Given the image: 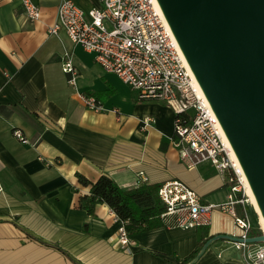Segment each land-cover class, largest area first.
Segmentation results:
<instances>
[{
  "label": "crops",
  "instance_id": "0c3cea01",
  "mask_svg": "<svg viewBox=\"0 0 264 264\" xmlns=\"http://www.w3.org/2000/svg\"><path fill=\"white\" fill-rule=\"evenodd\" d=\"M33 1L36 21L18 0H0V264H188L212 239L193 264H246L227 243L226 236L239 235L233 219L218 209L206 226L156 227L130 236L125 247L121 220L106 204L93 216L80 207L89 186L77 174L91 182L106 174L124 190L179 180L206 204L224 201L227 187L208 162H180L171 141L174 114L164 102L139 100L63 29L48 33L59 0ZM70 1L84 11L99 6ZM68 58L75 87L62 71ZM85 65L95 69L87 77ZM80 96L95 98L102 110L88 109Z\"/></svg>",
  "mask_w": 264,
  "mask_h": 264
},
{
  "label": "built area",
  "instance_id": "2783aa9c",
  "mask_svg": "<svg viewBox=\"0 0 264 264\" xmlns=\"http://www.w3.org/2000/svg\"><path fill=\"white\" fill-rule=\"evenodd\" d=\"M26 18H40V7L33 0H18ZM99 6L82 10L70 0H59L57 18L49 34L63 29L73 45L93 55L95 63L106 73L116 75L136 92L139 100L164 102L174 114L172 145L187 168L208 162L227 187L226 199L206 204L185 183L165 181L158 185L157 196L163 206L159 217L171 218L183 229L206 226L213 209L228 214L235 230L227 243L237 250L246 264H264V242L248 243L253 224V209L246 192L242 169L214 115L191 73L156 0H98ZM62 71L69 74L75 87L77 72L68 58ZM93 111L102 110L93 97L80 96ZM150 118L143 120L142 129ZM13 136L26 139L18 130ZM2 186L0 184V192ZM118 242L132 244L124 223L118 228Z\"/></svg>",
  "mask_w": 264,
  "mask_h": 264
},
{
  "label": "water",
  "instance_id": "95a60500",
  "mask_svg": "<svg viewBox=\"0 0 264 264\" xmlns=\"http://www.w3.org/2000/svg\"><path fill=\"white\" fill-rule=\"evenodd\" d=\"M156 2L264 220V0ZM246 242H264L263 232Z\"/></svg>",
  "mask_w": 264,
  "mask_h": 264
},
{
  "label": "trees",
  "instance_id": "16d2710c",
  "mask_svg": "<svg viewBox=\"0 0 264 264\" xmlns=\"http://www.w3.org/2000/svg\"><path fill=\"white\" fill-rule=\"evenodd\" d=\"M76 177L81 185L89 186L88 194L80 200V207L93 216L97 204H106L124 223L125 231L129 237L145 230L173 225L171 218L162 219L159 217L163 206L157 196L158 185L144 184L124 190L103 173L99 174L92 182L80 174H77ZM260 234L261 231L257 228L249 233L250 236ZM196 253L197 250L193 253L192 258Z\"/></svg>",
  "mask_w": 264,
  "mask_h": 264
},
{
  "label": "bare ground",
  "instance_id": "6f19581e",
  "mask_svg": "<svg viewBox=\"0 0 264 264\" xmlns=\"http://www.w3.org/2000/svg\"><path fill=\"white\" fill-rule=\"evenodd\" d=\"M246 185H247L246 192H247V194H248V196H249V199H250L251 205H252V207H253V211H254V213L256 214V217H257V220H258L257 223H258V225L260 226V228H261V230H262V232H263V234H264V220H263V218H262V216H261V214H260V212H259V210H258L257 204L255 203L254 197H253V195H252V192H251V190H250V188H249L247 182H246Z\"/></svg>",
  "mask_w": 264,
  "mask_h": 264
},
{
  "label": "rangeland",
  "instance_id": "374dc122",
  "mask_svg": "<svg viewBox=\"0 0 264 264\" xmlns=\"http://www.w3.org/2000/svg\"><path fill=\"white\" fill-rule=\"evenodd\" d=\"M95 69H90V67H88L87 65H85L82 69H81V73L83 74L84 77H87V75H90V74H93ZM132 95H134V93H131ZM254 212V211H253ZM254 216H253V219H254V223L257 224L258 220H257V217H256V214L253 213ZM250 217H251V214H250Z\"/></svg>",
  "mask_w": 264,
  "mask_h": 264
}]
</instances>
